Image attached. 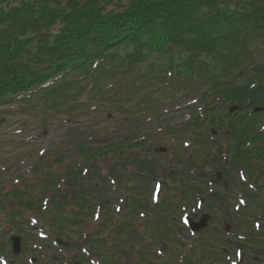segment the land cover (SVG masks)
I'll return each mask as SVG.
<instances>
[{"label":"rangeland","instance_id":"374dc122","mask_svg":"<svg viewBox=\"0 0 264 264\" xmlns=\"http://www.w3.org/2000/svg\"><path fill=\"white\" fill-rule=\"evenodd\" d=\"M252 55L248 65L252 66L264 61L263 51H253ZM248 65L242 66V69H247ZM244 76L246 77V75ZM140 81L141 79L131 80L130 89L134 97L141 99L140 93L146 89V92L153 98L151 100L153 102L145 100V103H143L145 106H142L141 110L135 108L138 105L137 103L141 102L127 101L122 109L116 110L111 108L112 106H107V109L104 108V110L83 112L82 115H76V118L72 117L73 120L71 121L70 114L64 110L53 111L51 108L46 109L44 106H39L24 112H15L12 116L3 118L0 133L6 132L9 134L8 136L13 135L18 139L13 141L14 138H12L11 141L0 142V189L6 186V188L11 187L13 182H17L15 181L17 177L22 176L18 174L26 172L27 176L23 178L19 188L31 193L34 189L30 187L28 182L36 176L33 175V171L29 175L33 159L40 160L44 158L45 160L48 153L53 151L50 148L55 143L60 144L65 138L71 139L78 146L84 145V143L89 145V136L101 134L112 127L123 124L128 129L123 133L125 137L119 144H123L121 148L128 147L125 150L128 163L123 165L118 173L113 168L117 167L121 160H115L111 154L109 156L103 155L100 163L104 174H107L109 183L106 184L109 191L104 194L105 204L103 205L99 204L103 202L98 198L91 199L93 207L102 206V216H94L96 210L92 207L90 212L88 211L86 215L82 213L83 216L75 220L71 211L78 208L77 201L80 195L76 193V190H73L72 192L75 195L71 198L72 202L64 205L58 213V215L65 217L67 221L63 234H59L61 239L87 246L89 251L93 252L96 257H99L101 252L107 254L105 261L110 262V264L112 260L114 264H158L157 260H160L154 256V248L163 249L162 241L168 242L169 255L174 258L181 251V249L175 251L177 243L174 242V238H179L183 241V247L185 248H188L190 244L195 245L191 249L194 253L193 260L195 264H226L228 262L226 255L221 256L224 248H228L229 255L232 256L231 251L234 250L237 235H242L249 241L248 235L255 230L254 221L252 222V220L256 219L253 216H244L242 210L237 215L234 210L235 205L239 203L240 194L244 196L245 191L251 190V184L248 183L247 187L246 184L241 182L242 186H240L237 180H235L236 182L231 180L230 175L227 178H222L224 181L221 184L217 183V186H212L210 183L211 177L215 176V171L219 167L218 164L228 162L230 158L228 146L232 144V141L230 138L222 136L224 139L222 151L219 150V146L213 143V145L194 144L192 134L198 131L204 133V131H209L210 128L202 115H200V120H194L193 118L189 120V113L199 105V102L193 104L195 98L199 97V95L196 96L198 92L192 90L191 93L189 86L192 85L195 88L199 85L198 82L194 84H191L190 81L182 82L186 88L179 90V86L177 88L166 86V83L171 82L169 78L162 83L159 81L143 83L142 87L139 86ZM229 82L234 84L236 80L231 77ZM111 83L113 81L109 79L104 81V85H111ZM206 88L204 86L200 90L203 91ZM217 96H213L216 99H211L209 105L211 107L217 105V109L223 113L231 103L225 100L218 101ZM214 102L215 104H213ZM133 104H135L134 107ZM245 111L243 110V112ZM151 113L152 120L150 118L146 120L144 116ZM119 115L123 118L126 117V119L130 117V122H125ZM117 118H119L120 123L111 125ZM142 129L144 130L142 131ZM17 131H21L22 134L17 136ZM142 133L150 135L148 145L144 148L136 147L132 149L130 147L133 145L132 142L139 138ZM186 141L191 144L186 145ZM71 147L73 153L77 152L76 147ZM160 147L167 148V150L157 151ZM48 149L49 151H47ZM41 150H45L47 153L45 152L42 156L40 154ZM219 152L223 156L222 159ZM16 158L25 165L17 168ZM139 160H142L143 163H140ZM147 165L153 166L155 170L151 173H145ZM11 166L13 167L8 172L4 171ZM60 166L57 165L55 168H60ZM54 171L57 172L55 169ZM169 171L172 172V176H169ZM153 173L157 175L151 177L150 174ZM109 176L116 181L121 180L117 187L111 183ZM235 178H237L236 175ZM157 180L163 182L160 193L161 204L159 206L154 204L152 195L156 194L159 189ZM5 181L9 185L4 184ZM93 181L95 180L87 181L89 182L87 187H93L91 183ZM250 182L254 183V181ZM225 183L230 187L227 195L225 194ZM258 184H264V175L259 176V180L254 183L256 186ZM83 185H86V182ZM194 186L200 187L202 193L193 192L191 188ZM70 188L72 190L73 186H70ZM3 191L0 192V243L9 241L11 234L21 235L23 241L21 254L15 258L19 261L14 262L12 256H8V259L12 262L11 264H27L31 257L45 262L48 256L56 257V255H59L61 250L51 244L53 241L48 243L36 239L38 231L32 226L31 218L27 220L23 216L18 217V215H15L18 217V221L24 224L20 225L18 231L16 227L6 221V211L11 207L15 208L17 201L15 197H13L15 200L10 197L3 198L1 194ZM235 191H238L239 194L237 193V197H232L231 194ZM38 192L40 193V189ZM82 192L85 194V191ZM211 192L219 193L225 199L209 200V196L206 197V195L211 194ZM199 193L205 197L202 209L197 208L196 203L199 198L197 194ZM245 198L249 202V198ZM166 199L168 202L164 201ZM115 206H121L122 212H116ZM186 206L188 208L187 212ZM184 212L191 216H199V219L206 214L212 216L207 227L209 229L208 234L205 237L201 236L200 239L199 237L193 239L188 232L180 234L178 227L183 226L182 215L185 214ZM12 214L14 212L9 214L8 217L10 218ZM53 214L55 213L51 215ZM119 221H124L126 227L117 231ZM45 223L47 221L43 220L41 225H45L44 227L47 228ZM263 225L261 231L264 233ZM225 227H230L233 236L224 233ZM94 231L98 240L91 237ZM82 233H88L89 238L85 240ZM158 234L162 235L163 238H160ZM112 241L115 244L112 250L108 252ZM37 243L43 247L35 250L34 245ZM89 243L92 248H90ZM75 247L76 245L74 249L70 247L67 255L76 260L82 257V254ZM246 248L247 258L249 257V260H245V262H248L247 264L264 263V259L259 260L258 257L260 256L254 259L256 254L254 250L250 249L249 245ZM8 249L12 251V246L9 245ZM1 258L3 257L0 256L2 262ZM166 259L160 262H169L168 257ZM75 260L74 264H77V260ZM184 264H186V259Z\"/></svg>","mask_w":264,"mask_h":264},{"label":"trees","instance_id":"16d2710c","mask_svg":"<svg viewBox=\"0 0 264 264\" xmlns=\"http://www.w3.org/2000/svg\"><path fill=\"white\" fill-rule=\"evenodd\" d=\"M252 38V46L264 44V0H0V121L25 107L64 110L73 118L118 108L137 70L148 80L152 72L171 73L229 88L233 67L240 70L252 59L247 50ZM263 70L258 65L260 80ZM108 79L112 86L104 85ZM263 89L256 86L254 98H264ZM5 140L0 135V142ZM85 144L79 145L82 155H101ZM74 175L67 171L65 182L72 184ZM93 178H101L98 168ZM95 191L104 198L103 188ZM14 195L21 200V191ZM55 199L62 201L55 204L60 208L67 197ZM87 202L81 198L80 208ZM73 214L75 220L81 217ZM55 216L50 222L60 232L67 221Z\"/></svg>","mask_w":264,"mask_h":264},{"label":"water","instance_id":"95a60500","mask_svg":"<svg viewBox=\"0 0 264 264\" xmlns=\"http://www.w3.org/2000/svg\"><path fill=\"white\" fill-rule=\"evenodd\" d=\"M206 221H207V219H204V221L202 223H200V224H194L193 223V228L199 229V228L205 226ZM14 239H15L14 240L15 251L19 253L20 248H21V243H20L21 242V238H20V236H16Z\"/></svg>","mask_w":264,"mask_h":264},{"label":"flooded vegetation","instance_id":"af4514ba","mask_svg":"<svg viewBox=\"0 0 264 264\" xmlns=\"http://www.w3.org/2000/svg\"><path fill=\"white\" fill-rule=\"evenodd\" d=\"M223 178H225V177H223ZM222 181H223V179H222L221 181H215V183H216V184H217V183L221 184Z\"/></svg>","mask_w":264,"mask_h":264}]
</instances>
